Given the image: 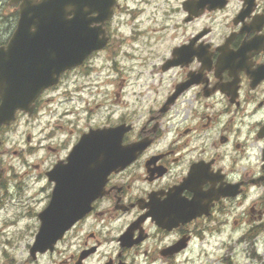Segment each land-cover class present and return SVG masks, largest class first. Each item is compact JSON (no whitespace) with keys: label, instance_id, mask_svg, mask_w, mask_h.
Returning a JSON list of instances; mask_svg holds the SVG:
<instances>
[{"label":"flooded vegetation","instance_id":"1","mask_svg":"<svg viewBox=\"0 0 264 264\" xmlns=\"http://www.w3.org/2000/svg\"><path fill=\"white\" fill-rule=\"evenodd\" d=\"M30 1V0H29ZM106 1V0H104ZM237 0H218V4L207 17L197 18L193 21L194 35L185 34L184 47L189 46L192 39H197V47H207L215 52L227 44L228 40L236 35V29L241 27L236 23L239 18V10L234 9ZM108 5L104 3L103 8ZM102 8V9H103ZM119 9L117 10L118 13ZM264 14V0H254V13ZM117 13H114L113 20ZM243 15H247L244 13ZM20 16L15 5L5 3L0 6V47H7V53L0 52V98L7 100L8 104L15 103L17 106L26 107L32 98L44 87L54 83L53 76L68 66L65 65L67 58L64 56L67 52L74 53L76 48L75 40H66V36H75L76 33H58L41 32L34 23L26 24L21 32H16ZM112 21L106 22L105 30L109 33V39L104 47L96 50L80 65L66 70L58 79L56 85L45 89L42 93V99L46 102L56 103L65 95L63 89L71 87L74 83L78 84L83 78H99L102 72H119V64L112 59L114 54L122 55L123 46L119 43L118 37L114 35L116 31L111 28ZM184 21L188 17L183 18ZM68 21V20H67ZM35 25L37 32L31 34L29 28ZM224 26L232 29L221 34L220 29ZM75 27V26H74ZM65 29V25H64ZM215 29V31H214ZM247 30V29H246ZM91 36L95 37V33ZM62 38V39H60ZM223 41L222 43L220 41ZM98 44V42H94ZM68 46V49H66ZM264 47V40H256L251 44H245L239 56L232 54L222 55L217 68V76L211 72V65L202 54L201 59L205 61L204 67L208 69L203 74L206 83L199 85L192 84L180 95H177V89L190 82H200L202 77L203 65L194 67L189 64L187 67L176 66L175 70L169 69L171 75L165 74L163 78L159 74L153 78L149 72L143 73L144 83L142 85L147 95L152 89H161L166 92L159 106L154 107L144 123L151 121V127L157 124L160 131L163 132L169 121L165 119L168 113H164V108L168 106V100L175 97V102L170 108L173 118L183 117L184 121H189L190 117L194 120L184 124L180 130V142L175 140L166 147L158 146L155 142L145 146L141 156L127 163L120 172L112 173L109 177V183L105 185V191H111L113 188H120L126 192L127 198L119 201L111 198H101L93 202L94 211L89 217L76 221L67 229L60 240L52 250H48L51 260H44L43 264H144V261L157 254L169 252L167 257L173 264L187 263L191 259V254L196 253L197 258L209 253V250L220 252L219 258L224 263L231 260L229 252L232 245L228 240H233V233L241 229L244 233L234 239L235 242L246 240L253 230L255 221L264 214V176L254 177L253 171L258 169L264 172L262 154L264 150V141L259 144L253 143L247 145L252 151H246L245 129L235 126L236 121L243 122L248 115L260 114L259 118H264V67L257 73H241L239 82L236 86L235 98L226 96V108L218 107V98L224 95L217 89L221 82L220 74L224 68L233 69L232 74L245 67V51L251 48ZM70 66V65H69ZM162 68L163 65H159ZM3 72V74L1 73ZM227 78V74H225ZM227 82H231L228 80ZM41 85L42 88H39ZM125 81L119 79L118 83L111 89L116 103L120 102L123 96V86ZM234 85L224 88V91L233 89ZM187 97V99H185ZM8 100L10 102H8ZM16 106V107H17ZM47 103L41 105L43 109ZM100 108L99 104H94L88 109L89 116ZM50 111L52 109H49ZM164 113V115H161ZM103 117L102 113H97ZM25 121H35L38 118L36 111L26 113L17 111L15 120L9 125L0 126V169L3 171V177L0 178V188L7 183H14L19 195L23 189V180L27 173L20 172L11 165V158L21 156L23 159L24 149L19 146V139L23 136L25 144L39 145L42 140L52 136V132L47 135L34 134L28 130L27 123L21 124V119ZM64 124L71 125L72 121H46L45 126L61 127ZM35 127V125H33ZM87 125L77 126L70 133L71 142H65L66 148H60V159L56 163H61L67 159L75 149L84 135L102 128L120 129L127 131L124 134L125 142L142 143L146 137L142 136L143 126L137 128L136 119L132 116L120 115L113 116L111 119L102 118V122L96 126L87 127ZM263 126L260 127L259 132ZM43 132V129L41 130ZM236 136L233 137L232 133ZM259 132L254 137L259 140ZM115 142L119 141V134L112 133ZM200 138V142H197ZM11 145V146H9ZM48 152H56L59 145L45 144ZM35 151L34 149L29 150ZM134 149H132V152ZM123 152V151H120ZM213 154L207 159H202L205 153ZM132 154V153H131ZM130 154V155H131ZM8 156L6 160L4 157ZM116 156H118L116 154ZM220 156L222 159H215ZM244 160L241 163V160ZM80 167L73 170L74 177L78 181H86L84 187L94 195H98L102 186L105 169L99 161L79 160L75 162ZM213 163L214 171H218L221 176H227L230 170L238 171L242 179L230 186V195L222 197L209 213L199 214V192L198 185L204 176L206 170H197L194 168L190 183L192 190L197 192V201L194 204H185L178 200V191L169 195V200L164 205H158L156 211L159 216L160 224H157L145 209L139 207V201L148 202L149 197L154 191H165L172 187H178L186 173L191 170L193 164ZM216 165H222L217 168ZM31 167L39 168L40 162L37 160ZM55 165L46 171L41 169L44 174H48ZM87 168V169H86ZM159 169L160 172H157ZM176 169L175 172L172 170ZM155 173V176L152 175ZM137 181L147 184V188H141ZM53 184L49 182L38 192H44L47 195L45 200L50 201ZM83 188V185L80 186ZM35 194V193H34ZM115 195V194H113ZM7 196V193H5ZM153 202L156 204L155 198ZM47 205L36 215H40ZM122 216L123 221L119 224V230L105 234L96 230V225L101 221H107L109 217ZM185 223L176 228H168L178 221H183L189 217ZM139 224L135 230V243L128 245L125 241L132 225ZM164 226V227H162ZM38 231V230H37ZM36 231V233H37ZM83 232L81 236L80 233ZM227 233L225 241L215 242L211 235H222ZM111 241V246H108ZM5 243L0 239V245ZM33 241L26 245L29 249L28 256ZM159 245V246H158ZM179 248V250H175ZM11 256L4 249L0 251V260L12 264L11 260H5V256ZM40 254H37L39 258Z\"/></svg>","mask_w":264,"mask_h":264},{"label":"clouds","instance_id":"2","mask_svg":"<svg viewBox=\"0 0 264 264\" xmlns=\"http://www.w3.org/2000/svg\"><path fill=\"white\" fill-rule=\"evenodd\" d=\"M15 5L18 9L19 16L22 18V9L25 6L26 0H0V6L5 3ZM33 5H39L44 0H30ZM108 4V12L102 18L100 11H92L89 7H84L83 11L88 13V20L92 21L88 24L91 32L95 33L98 42L97 47L90 48L76 64L70 65L59 73L54 74V83L44 87L30 100L26 107L17 106L12 110V117L6 123H0V126L11 124L15 118L17 111L26 113L37 112L38 118L35 121H25L23 118L20 123L23 125L27 123L28 130L34 134H38L39 139L41 135H47L52 132V136L41 141L39 145L25 144L23 136L19 139V146L24 149L23 159L21 156H14L11 158V165L18 171L27 173L23 180L22 192L18 195L17 188L14 183H7L3 188H0V239L5 241L0 245V249H7L11 256H5V260H11L12 264H43L44 260H51L48 255V250L52 249L58 240L63 236V233L69 229L76 221L89 217V214L94 211L93 202L101 198H111L119 201L122 198H127V193L123 189L113 188L111 191H105V185L109 183V177L112 173L120 172L127 163L138 159L145 146L149 143H156L158 146L166 147L171 144L173 140L176 143L180 142L179 133L184 127V124L194 120L193 117L189 121H184L183 117L173 118L170 113V108L175 102V97L168 100V106L164 108V113H168L165 117L169 121L163 132L160 131V126L157 124L151 127V121L144 123L145 119L150 114L154 107L161 104L163 97L166 95L161 89H152L147 95H142L144 89L143 73L149 72L153 78L157 74L163 78L165 74L171 75L169 69L175 70L176 66L187 67L189 64L199 67L203 65L202 77L200 82H190L184 84L183 87L177 89V95L183 93L192 84L199 85L206 83L203 74L208 71L204 67L205 61L201 59L203 54L211 65V72L217 76V68L222 55L232 54L239 56L245 44H251L256 40H264V14L259 12L254 13V0H237L233 6L234 9L239 10V18L236 23L241 27L237 28L236 35L228 40L224 47L212 52L207 47H197V39H192L188 47L182 46L185 42V34L192 33L194 35L193 21L197 18L207 17L211 11L217 7L218 0H106ZM119 9L118 13L117 10ZM132 10H135V15H132ZM66 11L71 13L67 16L68 21L75 19V12L73 6H68ZM114 13H117L116 19L121 23L118 24L119 31L114 33L118 37L121 45L127 46L131 52L130 56L125 58L122 55L114 54L112 59L115 60L119 66V72L109 71L102 72L99 78H83L78 84L74 83L71 87L63 89L65 95L56 103L46 102L42 99V93L57 84L58 79L66 70L72 69L76 65H80L97 49L104 47L109 39V33L105 30L106 22L113 20ZM247 13V15H243ZM188 17L184 21V17ZM247 29V30H246ZM215 31V29H214ZM232 31V29L224 26L220 29L221 34ZM31 34L37 32L35 25L29 28ZM223 42L222 40L220 41ZM10 44L7 47H0V52L7 53ZM245 67L232 74L233 69L224 68L220 74L221 82L217 85V89L224 95L218 98V107L226 108V96L235 98L236 86L239 82L241 73H247L249 77L253 78L250 73H257L264 67V47L251 48L244 53ZM163 65L159 68V65ZM227 74V78H225ZM119 79L125 81L123 86V96L120 102L116 103L115 97L112 95L111 89L118 83ZM230 80L231 82H227ZM264 80V79H260ZM229 85H234L233 89L224 91L223 89ZM187 99V97H185ZM47 103L43 109L41 105ZM94 104H99L100 108L96 109L91 116H89L88 109ZM5 107L4 98H0V109ZM49 109H52L51 111ZM102 113L103 117L97 115ZM161 113V115H164ZM264 113V109H261ZM132 116L136 119L137 128L143 126L142 136L146 139L142 143H133L131 141L125 142L124 134L127 129H110L102 128L101 130L92 131L90 135H86L79 141L75 149L80 146L85 137H92L98 134L118 133L119 134V150L127 152L134 149L132 157L123 164H117L109 168L103 178L102 186L98 195L90 199L87 203L86 209L78 217L73 218L62 228H60L55 235H50L46 228V215L51 209L54 202L53 193L50 202L45 200L48 189L44 192H38V189L47 185L49 181L55 185V191L58 187V180L53 179V174L58 167L67 168L70 164V156L61 163H56L60 159V148H66L65 142H71L72 137L70 133L77 126L87 125V127L96 126L102 122V118L111 119L113 116ZM260 114L248 115L243 122L236 121L235 126L243 127L245 129L246 137V151H252L247 145L256 143L259 144L264 141V135L259 132L261 126H264V118H259ZM72 121L73 124H64L61 127L45 126L46 121H51L53 124L56 121ZM35 125V127L33 126ZM87 127L85 130H87ZM43 129V132L41 131ZM259 132L260 139L255 140L256 133ZM235 137L236 133L233 132ZM197 142H200L198 138ZM45 144L59 145L57 151L52 153L44 147ZM11 146V145H9ZM35 151L30 152L29 150ZM213 154L205 153L202 159H207ZM6 160L8 156L4 157ZM215 159H222L220 156H215ZM39 160L40 167H31ZM244 160H241L243 163ZM55 165V170L44 174L41 169L47 170ZM222 165H216L217 168ZM206 170L201 182L198 185L199 192V214L193 216L203 215L210 212L222 197L230 195V186L239 182L242 179L241 174L232 169L227 176H221L218 171H214L213 163H197L193 164L190 171L181 173L185 176L178 187H172L165 191H154L149 197L148 202L140 200L139 207L146 210L147 215L150 216L157 224H160L159 216L156 211L157 204L164 205L169 200L170 194H175L178 191V200L185 204H194L197 201V192L192 190L190 183L193 170ZM173 172L176 169L172 170ZM157 172H160L157 169ZM155 176V173H152ZM254 177L264 176V172L258 169L253 171ZM141 188H147V184L142 181H137ZM7 193V196H5ZM35 193V194H34ZM115 194V195H113ZM155 198L156 204L153 202ZM47 205L42 215H36L41 208ZM193 216L178 221L168 228H176L178 225L185 223ZM122 216L109 217L107 221H101L96 225V230L105 234L114 233L119 230V224L123 221ZM161 225V224H160ZM139 227V224L132 225L125 241L128 245L135 243L134 233ZM164 227V226H162ZM38 230L39 234L36 235ZM83 235V232L80 233ZM227 233L216 236L211 235V239L215 242L225 241ZM237 236L240 234L237 233ZM35 240V247L31 248V257L28 256L29 249L27 244ZM228 244L232 245L229 256L233 259L234 264H264V214L261 218L254 222L253 230L249 237L241 242L235 240H228ZM108 246H111V241H108ZM159 246V245H158ZM40 254L37 258V254ZM170 253L154 255L144 261V264H173L169 257ZM211 261H216V264H223L222 259L219 258V253H209L201 255L197 264H210Z\"/></svg>","mask_w":264,"mask_h":264},{"label":"water","instance_id":"3","mask_svg":"<svg viewBox=\"0 0 264 264\" xmlns=\"http://www.w3.org/2000/svg\"><path fill=\"white\" fill-rule=\"evenodd\" d=\"M77 8H75V19L72 21H66L65 17H67L68 13L64 8L69 5L68 1L63 0H44L43 3L39 5H33L32 3H27L22 9V18H33L34 22L37 24H47L49 22H62L63 25H58V29H53V32L58 33H76L75 36L68 37L71 40H75L76 42V53L72 55V59L75 58V62H79L83 55L93 47H97V45H91V38L87 39L89 45L79 44L80 42L85 41V36L91 35V32L88 28L89 20L84 17L88 16V13L83 11L84 7L88 5L89 0H72ZM92 10V8H90ZM65 25V29H64ZM75 26V27H74ZM46 32L47 29H44ZM62 39V38H60ZM74 60V59H73ZM74 64V63H72ZM85 144V141L82 142L81 146ZM91 146H100V149H108L105 147L106 144L104 141H99L95 143H91ZM105 144V146H104ZM93 150V148H89V150ZM71 169H75L74 165H70ZM66 175V174H65ZM71 175L60 176L58 180V187L54 194V202L46 215V228L49 230L50 235H55V233L62 228L65 224L71 221L73 218L78 217L83 211L84 202L86 199L89 201L92 197H81L78 193L79 191L75 190L72 186L75 180L70 177ZM53 195V194H52ZM43 214V213H42ZM41 214V215H42ZM39 234V233H38ZM38 236V235H37Z\"/></svg>","mask_w":264,"mask_h":264},{"label":"rangeland","instance_id":"4","mask_svg":"<svg viewBox=\"0 0 264 264\" xmlns=\"http://www.w3.org/2000/svg\"><path fill=\"white\" fill-rule=\"evenodd\" d=\"M125 48L128 49L129 53L131 52V50L127 46H125ZM129 56H130V54H129ZM125 58H127V57H125ZM1 250L2 249H0V251ZM197 261L198 260H192L191 262H188V263H185V264H197ZM232 263L234 264L233 259H232ZM210 264H216V261H211Z\"/></svg>","mask_w":264,"mask_h":264}]
</instances>
